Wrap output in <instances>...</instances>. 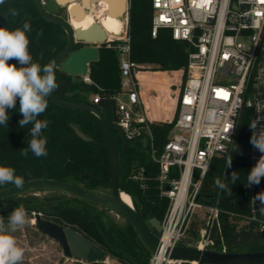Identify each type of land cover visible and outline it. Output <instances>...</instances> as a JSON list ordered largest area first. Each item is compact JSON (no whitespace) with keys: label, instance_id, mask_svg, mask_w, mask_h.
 Segmentation results:
<instances>
[{"label":"trees","instance_id":"16d2710c","mask_svg":"<svg viewBox=\"0 0 264 264\" xmlns=\"http://www.w3.org/2000/svg\"><path fill=\"white\" fill-rule=\"evenodd\" d=\"M62 10V9H60ZM59 10V11H60ZM13 12L16 15H13ZM154 9L152 0H130L129 37L132 60L143 64H157L162 68H180L185 71L187 54L190 45L186 41L172 38L169 30L161 29L156 37L151 34ZM67 20V13L61 16ZM7 17V19H6ZM28 21L32 31L28 33L29 51L34 62L41 66L52 63L65 49L68 37L65 30L45 20L38 12L34 0H5L0 5V27L13 29ZM84 46L77 43L74 49ZM9 63H16L11 60ZM57 84L64 79L69 82L70 76L59 68L55 69ZM90 83L78 79L70 86H64L59 98L96 105L88 96L89 93L101 98L114 97L121 92V70L117 51L107 43L100 45L99 60L89 67ZM16 109H9L8 127L0 126V166H10L16 170L24 182L35 179H53L72 183L86 189L107 191L111 188V162L105 132L99 118L87 111L72 110L60 107L48 99V108L38 119L50 123L43 130L47 137V156L35 157L29 151L27 158L21 150L28 145L32 124L20 128L22 115ZM251 111L243 109L237 123V131L229 154L217 156L211 163L210 170L202 188V202L213 203L219 199L221 223L224 239L238 232H254L252 225L242 218L231 214L248 215L250 213L251 185L247 183L250 171L249 126ZM78 126L92 140L85 141L78 137L71 127ZM119 150L120 178L119 187L137 203L146 222L151 218L162 221L167 201L159 198L155 190L154 177L157 165L150 159L141 140L123 144L114 121L109 123ZM173 122L152 124V130L158 147L168 139ZM114 129L116 132H114ZM232 158L231 167L227 160ZM143 170L147 173V188L133 179V175ZM235 171L239 178L232 183L226 180L232 193L220 189L215 180H225ZM12 184L0 185V190ZM42 196L31 191L0 200V216L7 222L8 215L20 204H23L29 216L37 209L46 220L71 228L88 238L103 249L107 255L119 264H149L152 254L143 246L133 226L124 218L118 220L103 205L71 196L58 191H48ZM200 223L194 222L190 234L181 241L182 245L195 246L199 238ZM264 237V232H256ZM216 250H221L217 245ZM229 252H259L264 246L251 243L245 246L227 247ZM183 264H191L184 262Z\"/></svg>","mask_w":264,"mask_h":264},{"label":"built area","instance_id":"2783aa9c","mask_svg":"<svg viewBox=\"0 0 264 264\" xmlns=\"http://www.w3.org/2000/svg\"><path fill=\"white\" fill-rule=\"evenodd\" d=\"M154 14L151 34L169 30L172 38L190 45L179 103L168 139L158 147L140 93L138 73L147 64L131 59L129 37L130 0L116 36L104 43L119 57L121 92L116 101L115 126L128 142L141 140L150 159L157 165L155 190L167 206L158 233L159 246L149 264H183L171 259L170 251L181 245L194 222L200 223L194 247L227 252L219 199L202 202V188L213 159L230 153L243 109L251 111L250 124L264 130V0H152ZM84 81L91 82L89 77ZM125 96V99H122ZM99 95L94 104L101 101ZM250 170L262 155L251 143ZM142 189L148 184L143 170L133 175ZM264 192V179L251 185L250 213L231 214L264 232V218L257 195ZM131 198V197H130ZM220 245L221 250H216ZM77 264L87 262L70 258ZM118 263L108 255L103 262ZM193 264V262H188Z\"/></svg>","mask_w":264,"mask_h":264},{"label":"water","instance_id":"95a60500","mask_svg":"<svg viewBox=\"0 0 264 264\" xmlns=\"http://www.w3.org/2000/svg\"><path fill=\"white\" fill-rule=\"evenodd\" d=\"M113 4L114 0H108ZM129 0H119L118 18L124 15ZM35 6L40 15L47 21L61 26L67 33L68 43L61 54L52 62L55 69L59 68L63 73L70 76L71 82L67 79L58 82L57 89L49 95L48 99L57 106L78 111H87L96 115L103 126L108 143L109 156L111 162V188L107 191L86 189L81 186L53 179H35L24 182L22 188L14 185L0 190V200L14 195H22L31 191H58L67 193L71 196L79 197L90 202L103 205L117 216L127 220L136 231L143 246L151 253H155L159 246L158 233L161 231V223L157 218H151L146 222L138 208L136 202L133 207L125 203L120 190L119 178V150L113 137L110 121L116 120V101L115 99L102 98L96 105L72 102L59 98L64 92V86H70L80 78L89 77V67L92 62L99 60L100 45L107 37L104 30L98 23L93 24L88 29H75L71 22L72 3H83L86 7V0H34ZM67 10L68 19L64 20L55 15L60 9ZM78 7H76V10ZM77 43L84 46L74 49ZM75 134L85 141L92 139L87 136L78 126L71 124ZM123 144L127 140L122 132L119 131ZM264 218V206H259ZM36 229L45 236L56 241L61 247L63 254L67 258H75L92 263L103 262L107 253L92 243L83 234L55 222L46 220L42 217L39 210L33 212ZM259 243L264 246V237L255 232H238L227 239L228 247L245 246L251 243ZM171 259H180L197 264H264V251L259 252H220L211 250H200L193 246L179 245L174 247L170 253Z\"/></svg>","mask_w":264,"mask_h":264},{"label":"clouds","instance_id":"9594fccd","mask_svg":"<svg viewBox=\"0 0 264 264\" xmlns=\"http://www.w3.org/2000/svg\"><path fill=\"white\" fill-rule=\"evenodd\" d=\"M5 0H0V5ZM13 15H16L13 12ZM7 19V17H6ZM32 31L30 22L25 21L22 26L10 29L0 27V126L8 127L10 119L9 109H16L19 100L20 128L32 124L27 147L21 150V155L27 158L29 151L39 158L47 156V137L43 136V130L49 125L48 120H41V116L48 108V97L58 87L55 76V65L49 63L41 66L33 61L29 51L30 40L28 33ZM14 60L16 63H9ZM256 123L250 124L253 134L250 143L262 155L247 175L248 185L259 184L264 179V130H256ZM231 167L232 158L226 162ZM239 173L233 171L230 176L225 174V180L217 178L215 184L222 190L232 193L226 180L233 184L239 178ZM12 184L22 188L24 180L16 174V170L10 166H0V185ZM261 205H264V192L256 197ZM28 211L23 204L16 207L5 219L0 216V264H22L25 249L20 246L17 239L11 234L19 226L28 222Z\"/></svg>","mask_w":264,"mask_h":264},{"label":"rangeland","instance_id":"374dc122","mask_svg":"<svg viewBox=\"0 0 264 264\" xmlns=\"http://www.w3.org/2000/svg\"><path fill=\"white\" fill-rule=\"evenodd\" d=\"M57 13L64 16L67 10L65 8ZM138 80L143 87L140 96L149 121L156 125L172 121L176 114L184 80L183 70L147 64L146 68L139 71ZM88 96L93 100L95 95L89 93ZM122 99H125V96H122ZM114 132H116L115 129ZM147 154L149 156V153ZM34 194L42 196L48 193L39 191ZM110 214L118 220L120 219L115 213L111 212ZM32 219H34V215H28V222L11 233L20 246L25 249L22 264H77L63 254L56 241L40 233L35 224H32ZM5 224L7 225V222ZM112 264L116 263L112 262Z\"/></svg>","mask_w":264,"mask_h":264},{"label":"bare ground","instance_id":"6f19581e","mask_svg":"<svg viewBox=\"0 0 264 264\" xmlns=\"http://www.w3.org/2000/svg\"><path fill=\"white\" fill-rule=\"evenodd\" d=\"M86 7L83 3H72L70 9L72 16L70 22L77 29H88L95 23H98L104 30L106 37H114L123 26L121 18H118L119 0H114L113 4L108 0H86ZM76 7L78 9L76 10ZM116 34V35H115ZM122 200L133 207V202L127 193L121 194ZM35 224V218L31 220ZM193 264H197L193 262Z\"/></svg>","mask_w":264,"mask_h":264}]
</instances>
